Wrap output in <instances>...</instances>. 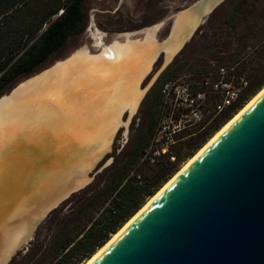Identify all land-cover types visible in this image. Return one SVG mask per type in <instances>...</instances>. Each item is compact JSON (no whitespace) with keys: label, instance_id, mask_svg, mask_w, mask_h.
I'll return each mask as SVG.
<instances>
[{"label":"trees","instance_id":"16d2710c","mask_svg":"<svg viewBox=\"0 0 264 264\" xmlns=\"http://www.w3.org/2000/svg\"><path fill=\"white\" fill-rule=\"evenodd\" d=\"M89 8L88 0H0V96L60 57L86 30ZM182 72L197 93L226 83L236 97L222 110L214 103L195 130L156 155L174 101L164 90ZM262 87L264 0H224L147 92L128 142L109 155L112 163L54 208L8 264H84Z\"/></svg>","mask_w":264,"mask_h":264},{"label":"bare ground","instance_id":"6f19581e","mask_svg":"<svg viewBox=\"0 0 264 264\" xmlns=\"http://www.w3.org/2000/svg\"><path fill=\"white\" fill-rule=\"evenodd\" d=\"M211 1L201 12L184 9L178 13L170 37L163 42L155 40V29L147 28L145 39L126 35L124 42L115 41L103 53H74L19 83L0 99V161L4 165L0 168V264L28 234L34 217L90 179L88 172L110 148L123 112L134 113L142 99L145 89L140 83L156 57L164 50L166 62L172 58ZM263 91L264 87L84 264H90ZM43 126L56 133L53 145L44 153V163L31 171L18 199L21 180L29 169L23 135L31 139ZM15 137L21 148L6 156V145Z\"/></svg>","mask_w":264,"mask_h":264},{"label":"water","instance_id":"95a60500","mask_svg":"<svg viewBox=\"0 0 264 264\" xmlns=\"http://www.w3.org/2000/svg\"><path fill=\"white\" fill-rule=\"evenodd\" d=\"M207 1L186 9L201 12ZM223 1L212 0L200 22ZM90 182L34 217L28 234L2 264L32 237L42 219ZM90 264H264V91Z\"/></svg>","mask_w":264,"mask_h":264},{"label":"rangeland","instance_id":"374dc122","mask_svg":"<svg viewBox=\"0 0 264 264\" xmlns=\"http://www.w3.org/2000/svg\"><path fill=\"white\" fill-rule=\"evenodd\" d=\"M197 1L198 0H88L90 8H89V22H88V26L86 30L77 39H72L69 41L67 47L65 48V50L63 51L60 57L52 60L51 62H48L41 70L34 73L33 75L23 78L14 87H16L19 83L23 82L24 80L36 74H39L48 68H51V66H53L56 62L62 61V60H65L71 57L74 53H77V52L83 53L84 51H87L90 54H98L101 52L103 53L105 48L110 47L111 44H113L115 41L124 42L127 37L126 35H128L130 39H140V40L145 39L147 36L146 34L147 28L155 29L154 30L155 40L157 42H163L164 40L170 37V36L168 37V35H169V32L173 24L175 23L174 22V20H176L175 15L180 13L182 10L191 7ZM211 13H209V15L205 18L204 21L198 24L196 31L199 29L201 25L205 24V22L207 21ZM176 55H174L167 62H166L167 53L165 52H160L159 55L156 57L149 71L147 72V74H145L144 78L141 80L140 88L145 89L142 99L140 100L134 113H130L129 110H126L123 112L122 117H121L122 122L118 126L114 134V137L112 138L110 148L106 151L105 155L102 156L101 160L96 165V167L89 173L91 182L93 181V179L98 173L103 171L108 165L112 163L113 157L109 155L111 154L113 149L116 147V145L120 147L119 151L126 145L132 133V127L134 125L136 126L137 122L139 121L137 117L139 115V108H140L141 102L143 101L145 95L150 90V88L157 81L159 76L162 73H164L166 68L173 61ZM210 61L214 62V60H210ZM187 78H188V75L182 72L179 74V77L176 78V80L173 82L189 84L192 95L195 96V98L197 99L198 115L197 116L192 115L189 107L182 105L181 103H178L176 100L172 101V113L171 112L170 114L166 113V116H164L162 120V123L166 124L167 127H163L162 125L158 139L154 143V146H156L158 150L155 153L156 155L159 154V150L164 152L168 149V147L171 144L176 143L178 140L177 138L180 139V137L183 136L184 134H188L189 132H192L193 130H195L199 126V124L202 123V121L206 118V116L210 113L211 109H213L214 103L216 102L221 103L225 96H228L230 92H234L237 90V89H234L233 86H231L230 84L222 83L219 85L218 84L207 85L208 87L205 88L206 91L198 94L195 91V89L192 88V85L191 83H189V80ZM173 82L169 84L171 85ZM12 89L6 91L1 96L9 95L12 92L11 91ZM258 92H256V94ZM254 96H252L245 103V105ZM242 108H240L237 112H235L231 116V118L236 113H238ZM176 116L179 119L177 122L173 119ZM168 126L170 130H175L178 128V126H180L178 130L174 132L172 131L171 133L172 141H170L169 144L166 143V141L169 140L168 138L169 135L167 134H170L166 132ZM217 131H215L212 134V136ZM55 135L56 133L54 131H51V129L47 128L46 126L38 128L37 132L31 135L32 136L31 139L25 138L23 135L22 139H23V142H25L26 144L25 147L26 148L28 147V155H29L25 163L29 166V169L27 171V174L21 180L22 185L20 186L18 190V196H17L18 199L22 195L23 191L26 190L31 171L36 169L40 163H44V160H45L44 153L51 149L50 147L53 145L52 138H55ZM212 136H210L195 151V153L201 147H203V145H205L206 142H208V140L212 138ZM13 140L14 142H12L9 145H6V150L8 151L6 156L10 157V154L13 153L17 147L21 148L18 138L15 137L13 138ZM192 156H189L188 158H186L181 163L180 168L178 170H180L184 166V164L188 161V159ZM1 166H4V165L0 161V168ZM16 193L17 191L15 192V194ZM44 219H42L35 226L32 237L27 242H25L20 247H18L16 251L13 253V255L11 256V258H13V256L16 253H18L20 250H23V252L27 250L29 243L34 239L35 234L38 232V227L40 226L41 222ZM47 234H48L47 231H45L43 233V236H47Z\"/></svg>","mask_w":264,"mask_h":264},{"label":"built area","instance_id":"2783aa9c","mask_svg":"<svg viewBox=\"0 0 264 264\" xmlns=\"http://www.w3.org/2000/svg\"><path fill=\"white\" fill-rule=\"evenodd\" d=\"M164 91L166 92L167 95H169L171 97L173 96L174 100H176L178 103H181L182 105L189 107L192 115H195V116L198 115L197 99L195 98V96L192 95L191 88L189 87V84L173 82L171 85L167 84ZM230 93L228 94V96L224 97V99L222 100L221 103H219L217 105L218 110H222L225 106L231 104V102L235 99L236 92H230ZM198 94H200V93H198ZM230 95H231V97H230ZM162 125H163V127H167L166 124L162 123ZM179 127L180 126H178V128L175 130H170L169 126H168L166 132H168L170 134H167V135H169L168 136L169 140L166 141L167 144H169V142L172 141V137H171L172 131L174 132V131L178 130Z\"/></svg>","mask_w":264,"mask_h":264}]
</instances>
